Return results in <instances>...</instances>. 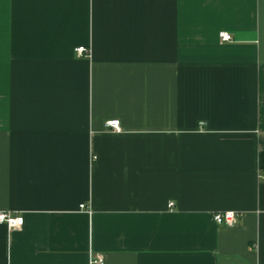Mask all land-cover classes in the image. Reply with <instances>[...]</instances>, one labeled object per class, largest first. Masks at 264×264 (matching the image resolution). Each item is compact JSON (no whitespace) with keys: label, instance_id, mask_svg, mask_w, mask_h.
<instances>
[{"label":"crops","instance_id":"1","mask_svg":"<svg viewBox=\"0 0 264 264\" xmlns=\"http://www.w3.org/2000/svg\"><path fill=\"white\" fill-rule=\"evenodd\" d=\"M0 210V264H264V0H0Z\"/></svg>","mask_w":264,"mask_h":264},{"label":"built area","instance_id":"2","mask_svg":"<svg viewBox=\"0 0 264 264\" xmlns=\"http://www.w3.org/2000/svg\"><path fill=\"white\" fill-rule=\"evenodd\" d=\"M218 35L221 41L231 40V35L228 32L221 31L219 32ZM74 51L78 55L87 54L88 48H86L85 46H78L74 48ZM105 126L113 131H119L120 129L119 122L117 119L106 121ZM171 206H172V202H169L168 207ZM80 207H83V205H80ZM238 215L239 214L237 212L231 210L217 211L212 214V220L216 224L231 225L235 223ZM22 223H23V216L0 210V224H4L7 226V228L11 229V228L20 227ZM102 263H103V258L101 255L90 256L88 259V264H102Z\"/></svg>","mask_w":264,"mask_h":264}]
</instances>
